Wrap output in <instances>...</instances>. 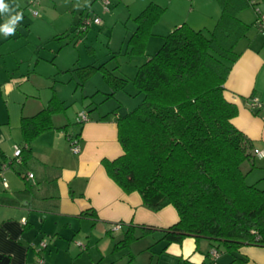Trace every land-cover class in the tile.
<instances>
[{
  "label": "trees",
  "instance_id": "obj_1",
  "mask_svg": "<svg viewBox=\"0 0 264 264\" xmlns=\"http://www.w3.org/2000/svg\"><path fill=\"white\" fill-rule=\"evenodd\" d=\"M217 2L221 14L212 30L197 31L185 23L175 28L162 38L158 51L137 68L133 79L118 76L105 64L61 74H70L77 88L101 74L109 88L105 101L116 99L132 83L136 96H142L140 104L126 114H121L118 107L104 116L115 117L123 149L121 157L102 161L108 177L125 194H139L144 206L153 212L168 206L177 211L178 222L160 230L165 247L191 238L196 243H210V252L216 249L221 257L225 254L235 259L244 246L264 248V189L258 182L247 183L256 167L254 142L234 125L239 109L227 99L225 89L241 55L237 46L255 24L243 22L240 14L255 3ZM165 12L162 6L151 3L134 18L136 30L127 42V54L139 58L145 55L153 29ZM83 23L78 26H83L79 34L91 27ZM52 90L46 108L22 118L21 164L15 166L13 158L4 165L23 167L39 136L51 130L67 132L68 126L54 125V118L65 113L67 107ZM66 137L69 143L81 140L80 134L66 133ZM246 164L250 167L247 173ZM19 176L25 179L20 172ZM29 192L30 187L22 194ZM138 240L130 226L114 250L129 249Z\"/></svg>",
  "mask_w": 264,
  "mask_h": 264
},
{
  "label": "crops",
  "instance_id": "obj_2",
  "mask_svg": "<svg viewBox=\"0 0 264 264\" xmlns=\"http://www.w3.org/2000/svg\"><path fill=\"white\" fill-rule=\"evenodd\" d=\"M20 1L24 2L5 0L15 12H23ZM250 1L255 3V7L250 8L255 16L250 23L253 25L257 18L256 9L264 14V0ZM168 3L172 4L171 1ZM7 18V15H0V24ZM180 26L165 28L171 33ZM164 36H160L161 41ZM4 50V46L0 47L1 61ZM237 51L241 55L227 79L226 97L239 109L234 125L254 142L255 150L264 152V111L252 112L248 105L251 98L264 104V32L253 26L238 44ZM2 64L0 264H36V247L42 241L48 243L43 253L45 264H153L154 253L147 260L143 258L146 254L143 251L144 236H159L147 249L152 252V246H161L156 264L163 263L162 260L165 264L207 262L206 257L212 249L207 241L196 243L187 238L182 243L166 247L161 241L163 234L160 230L170 228L179 220L172 206L153 212L144 206L139 194H125L108 177L102 161L115 160L123 155L112 115L108 119H104L106 115L96 118L89 115V122L77 126L78 131L76 128L72 133L66 132L71 136L80 134L79 154L71 152L64 131L51 130L31 145L32 155L26 165L3 169L4 164L14 158V147L23 141L22 118L32 117L47 107L51 100L48 92L56 89L57 81L40 75L18 77L4 65L2 68ZM55 91L59 98L58 90ZM56 118L55 127L64 126L57 123ZM260 160L264 161V158ZM19 172L25 179L19 176ZM29 174L34 176L33 179L28 178ZM28 187L30 192L22 194ZM117 224L124 226L122 231H113ZM130 226L139 240L129 249L115 251L116 243L122 240L124 231ZM143 228L156 231H144ZM240 260H244L241 264H264V248L244 246L235 259L224 254L219 261L220 264H240Z\"/></svg>",
  "mask_w": 264,
  "mask_h": 264
},
{
  "label": "rangeland",
  "instance_id": "obj_3",
  "mask_svg": "<svg viewBox=\"0 0 264 264\" xmlns=\"http://www.w3.org/2000/svg\"><path fill=\"white\" fill-rule=\"evenodd\" d=\"M26 1L29 4L34 0L20 1L24 9L23 19L18 22L15 34L10 37L0 34V47L5 48L0 65L3 63L2 68L4 65L18 77L40 75L55 79V90H58L59 99L67 107L65 113L57 116L56 122L68 126L69 133L79 126L77 118L80 113L86 112L96 118L110 114L119 107L120 113L126 114L140 104L142 96H136V89L129 83L125 93H119L114 100L105 101L109 88L101 74L95 75L83 88H77L70 74L62 75V72L105 64L118 76L133 79L137 68L161 47L160 36L169 33L165 26L185 23L194 30L207 33L215 27L221 13L217 0H37L38 3L31 10L26 9L29 7ZM105 1L110 5L108 11H105ZM151 3H160L158 5L167 12L154 27L145 55L141 58L130 56L127 54V42L136 30L134 18ZM34 11L38 17L33 15ZM254 17L251 9L240 14V18H244L242 20L248 24ZM85 19L91 23L99 19L101 24L92 23L87 32L79 34L82 26L78 25ZM48 93L52 98L53 90ZM95 107L98 109L94 110ZM255 164L247 183L258 182L259 187L264 189V161L256 158ZM249 168L248 164L244 165L246 173ZM158 239L159 236L143 238V251L146 252L143 258L147 260L154 253L156 258L153 264L158 260L161 246H152V252L147 249ZM38 259L37 255L36 264ZM162 262L165 264L164 260Z\"/></svg>",
  "mask_w": 264,
  "mask_h": 264
},
{
  "label": "built area",
  "instance_id": "obj_4",
  "mask_svg": "<svg viewBox=\"0 0 264 264\" xmlns=\"http://www.w3.org/2000/svg\"><path fill=\"white\" fill-rule=\"evenodd\" d=\"M37 3H38L37 0L32 1L29 4L30 10H31V7H33ZM108 5H109V2L108 1H105L104 2V6H105V10L106 11H108ZM255 12H256L257 18L255 20L254 27H255V29L257 31L264 32V14H262L259 9H256ZM33 15L35 17H38V13L35 12V11L33 12ZM92 23L95 24V25H100L101 24V21L99 19H95ZM92 23L88 19L87 20L85 19L83 24H85V25H87V27H89V26L92 25ZM17 26H18V24H17ZM83 30L85 31L86 29L83 28ZM9 36H11V35H9ZM9 36H7V37H9ZM248 105H249V108H250V110L252 112L258 113V112L264 111V104L261 103L256 98H251L249 100V102H248ZM77 121H78V123H82V124L83 123H87V122H89V115L86 112L80 113L78 115ZM70 150L74 154H79L80 153L81 148H80V141H79V139H74V140L72 139L70 141ZM22 151L23 150H22V148L20 146H15L14 147L15 165H20L21 164ZM254 154H255L256 158H258V159H263L264 158V152L263 151L255 150L254 151ZM7 167L8 166L4 165L3 166V169H5ZM33 177L34 176L32 174H29L28 175V178L29 179H33ZM123 227L124 226L122 224H117V225L114 226L113 231L114 232L122 231L123 230ZM47 246H48L47 242L46 241H42L36 247V252H37V255H38V258H39L37 264H45L46 263L43 253L47 249ZM220 258H221V254L216 249H213L210 252V257H209L208 264H219L218 262H219Z\"/></svg>",
  "mask_w": 264,
  "mask_h": 264
},
{
  "label": "clouds",
  "instance_id": "obj_5",
  "mask_svg": "<svg viewBox=\"0 0 264 264\" xmlns=\"http://www.w3.org/2000/svg\"><path fill=\"white\" fill-rule=\"evenodd\" d=\"M5 0H0V15H7V19L3 24H0V33H2L5 37L9 35L15 34V29L19 21L23 19L22 12H15Z\"/></svg>",
  "mask_w": 264,
  "mask_h": 264
}]
</instances>
